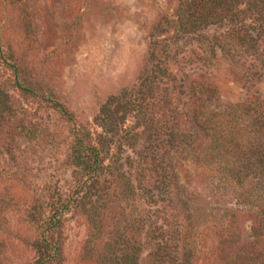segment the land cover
Wrapping results in <instances>:
<instances>
[{"label":"rangeland","instance_id":"374dc122","mask_svg":"<svg viewBox=\"0 0 264 264\" xmlns=\"http://www.w3.org/2000/svg\"><path fill=\"white\" fill-rule=\"evenodd\" d=\"M241 1L180 30L179 0H0V264H264V0Z\"/></svg>","mask_w":264,"mask_h":264},{"label":"trees","instance_id":"16d2710c","mask_svg":"<svg viewBox=\"0 0 264 264\" xmlns=\"http://www.w3.org/2000/svg\"><path fill=\"white\" fill-rule=\"evenodd\" d=\"M241 0H179V4L177 7V12L176 15H172L171 18H167L166 22L167 24H174L176 27H178L177 29L180 28V30L186 29L188 23L190 22H198L199 24L201 23V20L203 22V19H210L211 17H213L214 15H216V13L218 14L219 9H221L224 6H229V4H232L233 6H238L241 4ZM189 8L193 9V13L192 16H187V10ZM194 15V16H193ZM193 25V24H192ZM167 26V25H166ZM168 41V39H166ZM160 42V41H159ZM193 95L195 96V98H199V94H197L196 90L193 91ZM58 106H60V104H57ZM217 139V136H216ZM91 150H93L94 156L97 157L98 155V151L97 148L95 147H90ZM79 157V156H77ZM96 157L94 158L92 163H85L83 162L84 160H80L81 163H83L85 165V167L88 169V167H90L89 169L94 170L95 167H97V163L98 160H96ZM80 159V158H79ZM159 248L163 249V250H168L169 248H171V245L165 241V243L162 246H159ZM158 248V250H159ZM45 250V248H42ZM164 256L163 255H158L157 254V258H162ZM44 260H41V263H43ZM134 264H137V262H134Z\"/></svg>","mask_w":264,"mask_h":264}]
</instances>
